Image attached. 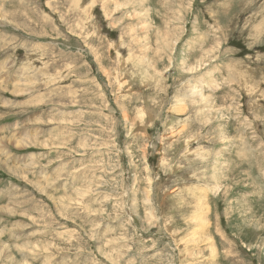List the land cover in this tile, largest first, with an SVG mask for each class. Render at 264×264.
<instances>
[{"label":"rangeland","instance_id":"1","mask_svg":"<svg viewBox=\"0 0 264 264\" xmlns=\"http://www.w3.org/2000/svg\"><path fill=\"white\" fill-rule=\"evenodd\" d=\"M261 18L0 0V264H264Z\"/></svg>","mask_w":264,"mask_h":264},{"label":"bare ground","instance_id":"2","mask_svg":"<svg viewBox=\"0 0 264 264\" xmlns=\"http://www.w3.org/2000/svg\"><path fill=\"white\" fill-rule=\"evenodd\" d=\"M118 6V5H117ZM120 7V6H119ZM263 23H264V18H261L260 20H258L257 21V23H256V26H257V28H258V31L260 30V27H261V25H263ZM149 25V24H148ZM178 43V42H177ZM207 55H209V56H207ZM215 58V55L213 54V51H210V52H208V53H206V54H203L200 58H198L197 60H196V63H195V65L193 66V67H191L192 69H194V68H198V67H200V66H202V67H204L206 64H208V63H210L211 61L213 62V59ZM203 64V65H202ZM137 70H140V68H138ZM191 70V69H190ZM195 71V70H194ZM150 76V75H149ZM201 93V92H200ZM199 95H201V94H199ZM203 104V103H202ZM30 105V104H29ZM142 111V110H141ZM210 111V110H209ZM213 112V111H212ZM143 114H144V112H143ZM218 114V113H217ZM139 116H141V115H139ZM215 117H217V116H215ZM13 133V132H12ZM16 138V137H15ZM5 139V138H4ZM8 140V139H7ZM19 141V140H18ZM29 141H36V140H32V139H26V140H23L22 142H18V143H16L15 145L16 146H25V145H27V144H29ZM13 142V141H12ZM17 142V141H16ZM36 142H38V141H36ZM45 143H46V141H44L43 142V146H45ZM3 144V143H2ZM14 144V143H13ZM0 146H2V145H0ZM1 152H2V150H1ZM7 158V157H6ZM149 158V157H148ZM153 159H154V157H153ZM3 161V160H2ZM161 162V161H160ZM18 167V166H17ZM17 167L15 168V171L17 170ZM9 170H10V168H9ZM46 174H47V172H46ZM24 175V174H23ZM135 194V193H134ZM150 194V193H149ZM133 197V196H132ZM136 204V203H135ZM7 206V205H6ZM5 206V207H6ZM144 206V205H143ZM0 208H2V207H0ZM147 208V207H146ZM3 209V208H2ZM118 209V208H117ZM148 210V212H149V209H147ZM151 215V217H152V214H150ZM143 219H145V218H143ZM148 219L146 218V221H147ZM152 220V219H151ZM155 221V220H154ZM0 236H1V233H0ZM2 244H0V246H1ZM32 246L34 247V248H36L37 246L35 245V244H32ZM9 249H10V247H8L7 245L5 246V247H0V257H2V256H5L4 258H9L11 261H15V259L14 258H12V257H10V255H9ZM2 259V258H1ZM111 259V258H110ZM9 261V260H8ZM7 264V263H6ZM12 264H17V263H15V262H12ZM20 264H27V263H21L20 262Z\"/></svg>","mask_w":264,"mask_h":264}]
</instances>
